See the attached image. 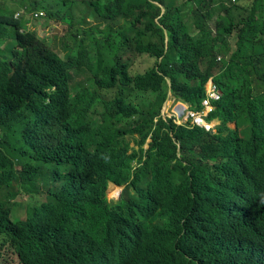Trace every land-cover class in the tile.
<instances>
[{
	"label": "trees",
	"instance_id": "16d2710c",
	"mask_svg": "<svg viewBox=\"0 0 264 264\" xmlns=\"http://www.w3.org/2000/svg\"><path fill=\"white\" fill-rule=\"evenodd\" d=\"M6 1L0 264H264V0H12L25 19ZM39 11L67 26L63 57L26 29ZM212 76L215 134L161 117L168 79L198 111Z\"/></svg>",
	"mask_w": 264,
	"mask_h": 264
},
{
	"label": "clouds",
	"instance_id": "9594fccd",
	"mask_svg": "<svg viewBox=\"0 0 264 264\" xmlns=\"http://www.w3.org/2000/svg\"><path fill=\"white\" fill-rule=\"evenodd\" d=\"M40 13H43V15L42 16H36V14H40ZM19 16H20L19 13L15 14V18H18ZM43 16H45L44 12L39 11V12H36L33 15V18H40V17H43ZM215 32L216 31L214 30V34H215ZM222 59H223V56L219 55L217 57V62H221ZM167 82H168V85H169V93H168V98H167L166 101L169 100V104H168V107L166 109V112L163 111L164 108H162L161 117L164 118V119L172 118L173 122L176 125H178V126H185V125H188V123H191L192 127H195V126L201 127V128H204L206 131L211 132L212 134H215L216 131H214V130H216V127L218 125H215V128L213 129L212 122L213 121L214 122H219V124H220V121L218 119H214L212 121H208L207 118L209 117L210 113H212L215 110L214 103L220 101L223 98V91L220 88V86L214 81V77L213 76L210 77L208 79L206 85H205V97H204V99L202 101L201 109L198 110V111L197 110H192L188 103H185V102H183L181 100L176 99L171 93V81L168 79ZM214 88H217V90H218V92L220 94V98L217 99V100H212L211 99L209 106L206 107L204 102H205V100L208 99L209 93ZM172 97L174 98V101L172 103H170V98H172ZM165 103H164V105H165ZM180 104H183L185 108L184 109L181 108ZM176 108L181 109V111H183V113H182V115L180 117H179V115L176 112ZM191 112H195V113H197V114H199L201 116L202 122H201L200 125L196 124L192 119L188 118V115ZM125 138L131 140V147L134 150H137L138 147L135 144L133 139H136L138 141L142 140V138L140 137L139 134H133V135L128 134V135L125 136ZM150 142H151L150 137L144 142L143 148H144L145 151H147L150 148ZM133 144H134V146H133ZM145 160H146V157L144 156L143 157V161H145ZM140 166H142V163H140L138 159H132L131 160V168H132L133 172ZM111 185H112V187H111L112 189L116 188L117 190H119V193L116 196L118 198V201H114V203H118V202H120V200L122 198V195H123V192H124V188L126 187V185L125 186H120V185H118V184H116L115 182L112 181V182L109 183L107 192L109 191V188H110ZM107 198H108V196H107ZM108 200H109V198H108ZM252 245L255 248V251L257 253L258 259L260 261L264 262V213H262L261 216H259L258 219L254 222Z\"/></svg>",
	"mask_w": 264,
	"mask_h": 264
},
{
	"label": "rangeland",
	"instance_id": "374dc122",
	"mask_svg": "<svg viewBox=\"0 0 264 264\" xmlns=\"http://www.w3.org/2000/svg\"><path fill=\"white\" fill-rule=\"evenodd\" d=\"M3 1V0H1ZM48 7L50 8H55L57 5V3H52V1L50 0L49 3L47 2ZM53 4V5H52ZM6 5L10 8L11 11L14 12L15 14H20V16L18 18H26V14L24 13L25 9H22L20 5H18L17 3H15L12 0H7L6 1ZM58 6V5H57ZM24 10V11H23ZM54 12L58 11V8L53 9ZM44 12V11H43ZM44 14L47 16L46 12H44ZM29 14H27L28 16ZM70 17L71 15L68 14ZM46 16L40 17V18H33L30 17L29 18V22H27L26 24V29L30 32H33L36 36V38L38 40H45L48 45L50 46V48H52V50L56 51L61 57H63L65 55V51L63 50L62 47V39L63 36L66 35L68 32L67 30V26L64 25V23H60L57 22L55 20H50L47 19ZM68 16V17H69ZM55 19H59V17H54ZM86 21L94 24L96 23L95 18L92 16H88L86 17ZM211 26L214 27V24H211ZM1 47H4V44H1ZM233 47H234V41H233ZM79 80H86L87 77H85V75L79 76L78 77ZM169 104V100L166 101L165 105H164V110L166 112V109L168 107ZM180 111V110H179ZM214 122V121H213ZM213 124V129L215 128V125H219V122H214ZM230 128H234L233 124H230ZM216 131V130H214ZM134 146V144H133ZM112 185L109 188V191L107 192V196L109 198V200L114 203V201H118V198L116 197L119 193V190H117L116 188H111ZM45 192L46 189L43 188V190L41 191V195L45 196ZM36 202V198L30 195H21L18 199H17V205L14 207L13 212H12V218H17L19 220H22L26 217L27 214V204H34ZM6 257L10 258V256L5 253L4 254ZM4 257L1 256V261L3 262Z\"/></svg>",
	"mask_w": 264,
	"mask_h": 264
},
{
	"label": "built area",
	"instance_id": "2783aa9c",
	"mask_svg": "<svg viewBox=\"0 0 264 264\" xmlns=\"http://www.w3.org/2000/svg\"><path fill=\"white\" fill-rule=\"evenodd\" d=\"M42 15H43V13L36 14V16H42ZM219 98H220V94H219L217 88H214V89L209 93V95H208V99L205 100L204 104H205L206 107H208L209 104H210V100H211V99H212V100H217V99H219ZM188 118H189V119H192L196 124H199V125H200L201 122H202L201 116H200L199 114L195 113V112H191V113H189Z\"/></svg>",
	"mask_w": 264,
	"mask_h": 264
},
{
	"label": "water",
	"instance_id": "95a60500",
	"mask_svg": "<svg viewBox=\"0 0 264 264\" xmlns=\"http://www.w3.org/2000/svg\"><path fill=\"white\" fill-rule=\"evenodd\" d=\"M170 83V82H169ZM174 101V98L172 97V98H170V103H172ZM180 106H181V108H185L184 107V105L183 104H180ZM178 108H176V112H177V114L179 115V117L182 115V113H183V111H179V110H177Z\"/></svg>",
	"mask_w": 264,
	"mask_h": 264
},
{
	"label": "bare ground",
	"instance_id": "6f19581e",
	"mask_svg": "<svg viewBox=\"0 0 264 264\" xmlns=\"http://www.w3.org/2000/svg\"><path fill=\"white\" fill-rule=\"evenodd\" d=\"M177 110H181V109H177Z\"/></svg>",
	"mask_w": 264,
	"mask_h": 264
}]
</instances>
